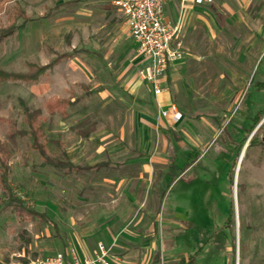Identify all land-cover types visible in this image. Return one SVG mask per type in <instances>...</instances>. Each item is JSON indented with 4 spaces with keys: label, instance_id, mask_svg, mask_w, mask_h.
Listing matches in <instances>:
<instances>
[{
    "label": "crops",
    "instance_id": "crops-1",
    "mask_svg": "<svg viewBox=\"0 0 264 264\" xmlns=\"http://www.w3.org/2000/svg\"><path fill=\"white\" fill-rule=\"evenodd\" d=\"M21 3L25 9L26 0ZM79 5L90 21L106 20L98 26L108 27L103 38L112 46L79 45V28L73 25L65 33V49L56 50L50 37L55 24H75L81 16L70 10L58 17L56 11ZM42 7L46 12L36 17L25 9L33 19L20 28L37 23L23 36L25 53L49 50L48 60L25 62L33 67L30 72L41 74L27 82L39 103L30 106L20 99L41 110L50 154L70 162L65 170L43 166L36 152L37 165L51 169L56 192L65 184L66 202L30 205L45 216L20 218L42 226L20 229L17 260L7 264H26L57 251L82 260L94 257L100 245L108 249V264H195L200 246L213 240L212 220L204 221L201 210L213 200L218 180V162L209 151L246 86L245 60L264 51V0L168 1L163 17L176 26L172 46L184 55L160 77L158 96L139 74L148 62L113 0H54ZM255 86V94L264 89L260 81ZM156 101L162 108L174 102L181 117L159 116ZM246 127L241 124L243 137L233 144L246 137ZM216 247L221 264H242L235 250L230 256L220 233Z\"/></svg>",
    "mask_w": 264,
    "mask_h": 264
},
{
    "label": "rangeland",
    "instance_id": "rangeland-1",
    "mask_svg": "<svg viewBox=\"0 0 264 264\" xmlns=\"http://www.w3.org/2000/svg\"><path fill=\"white\" fill-rule=\"evenodd\" d=\"M51 1L54 0H26L25 9L32 10L33 12L29 15L36 17L46 12V8L42 5L50 4ZM8 6L9 3H5L0 10V26L7 21L4 10ZM84 9L86 8L82 5L70 8L61 6L59 11H56L55 15L58 17L70 14V10L71 13L76 12L81 15L75 24L68 22L55 24L56 29L50 37L53 38L52 43L56 44L57 51L65 49L64 36L67 29L73 25L79 28L76 30L80 39L79 45L83 47L112 46L111 39H104L107 38L104 36L108 27L104 25V28L100 30L98 26L99 21L106 23V20L103 17L94 16L90 21L87 16L83 15ZM84 22L89 23L84 25ZM36 25L37 23L32 21L27 29H18L14 35L0 42L1 72L30 73L33 67H27L25 62L38 63L48 60V49H44L41 55L35 56L25 53L22 48L23 36L27 37L30 28ZM87 25L92 31H86ZM93 27L96 29L93 30ZM40 36L43 41L47 40L44 34L40 33ZM244 66L246 69L244 73L247 74L246 86H244L239 102L234 104V109L226 122V129L215 136V141L209 151V154L215 156L218 162V180L215 183L213 181V200L207 207L203 201L204 207L201 210L204 211L202 217L204 221L212 220L211 238L213 240L204 242L200 246V253L195 264H221L222 255L220 249L216 247L219 233L226 239L231 257L235 250L242 264L244 261L249 264H264V117H262L264 116L262 115L264 113V89L260 90V94H255L256 83L260 81L264 84V51L257 55L250 54ZM40 75L34 73L32 79ZM20 98L27 100L30 106L39 103V100L32 97L30 87L25 80L0 79V142L3 143L9 155L11 191L29 205L41 206L43 203L41 201H54L59 206L64 205L66 202L65 184L59 192H56L51 182V169L37 165L39 157L36 151L29 146V138L19 133V130L26 128L22 107L19 103ZM254 115H260L262 118L251 130V125L255 120ZM242 123L247 124L245 130L247 140L243 149L240 148L237 153L239 145L231 141L243 137L240 133L242 128H239ZM254 132H256L255 136L249 141ZM6 201V194L0 186V264H7L12 259L17 260L18 233L22 227L26 226L36 231L37 224L42 226V223L36 219L24 221L18 217L9 206L4 207ZM228 216H231V222L226 223Z\"/></svg>",
    "mask_w": 264,
    "mask_h": 264
},
{
    "label": "built area",
    "instance_id": "built-area-1",
    "mask_svg": "<svg viewBox=\"0 0 264 264\" xmlns=\"http://www.w3.org/2000/svg\"><path fill=\"white\" fill-rule=\"evenodd\" d=\"M168 1L170 0H113V4L125 16L127 34L135 41L137 52L148 62L145 69L139 70V74L149 84L155 96L163 91L160 77L168 65L184 55L177 46H172L176 26L163 17V9ZM180 1L184 3L186 0ZM209 1L211 0H194L195 3ZM156 104L159 116H170L173 120L181 117L174 102L167 108H162L159 101ZM107 254L108 249L100 245L95 256L91 258L81 260L74 255L69 257L64 251H57L32 259L26 264H108Z\"/></svg>",
    "mask_w": 264,
    "mask_h": 264
},
{
    "label": "trees",
    "instance_id": "trees-1",
    "mask_svg": "<svg viewBox=\"0 0 264 264\" xmlns=\"http://www.w3.org/2000/svg\"><path fill=\"white\" fill-rule=\"evenodd\" d=\"M21 2L22 0H0V10L2 9L3 4L9 3V6L4 10L7 21L3 26H0V42H2L6 37L12 35L17 29L24 27L27 21L33 19L26 13ZM32 74H34V72L16 74L11 72L4 73L0 71V79L17 78L29 82L32 80ZM19 103L22 106L26 124V128L19 130V133L22 136H27L29 138L30 146L38 153L39 157L41 158L42 165L49 166L57 170L67 169V166L70 165V162L67 159H58L57 157L51 155L45 145V134L41 125V110L38 108H30L26 105L23 99H19ZM63 103H66V101H63ZM262 115H264V113H262ZM253 119L255 120L254 124L251 125V130L261 118L260 115H256V117ZM255 133L256 132L252 134L249 141L252 140V138L255 136ZM246 138L247 137L243 138V140L239 143L237 153L239 152L241 144L246 140ZM10 169L9 155L5 150L3 143L0 142V186L7 197L4 207L9 206L17 216L22 218H33L36 216L43 218L45 216L43 213L37 212L33 206L28 205L23 199L12 193L9 184ZM227 222H231V216L227 217L226 223ZM189 261L190 260L187 262L185 260H181L178 264H187Z\"/></svg>",
    "mask_w": 264,
    "mask_h": 264
}]
</instances>
